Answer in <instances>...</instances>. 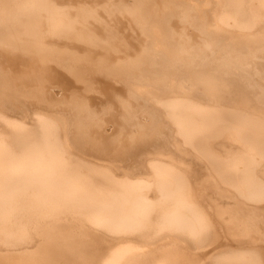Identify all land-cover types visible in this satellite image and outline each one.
<instances>
[{
	"label": "bare ground",
	"instance_id": "6f19581e",
	"mask_svg": "<svg viewBox=\"0 0 264 264\" xmlns=\"http://www.w3.org/2000/svg\"><path fill=\"white\" fill-rule=\"evenodd\" d=\"M0 264H264V0H0Z\"/></svg>",
	"mask_w": 264,
	"mask_h": 264
}]
</instances>
